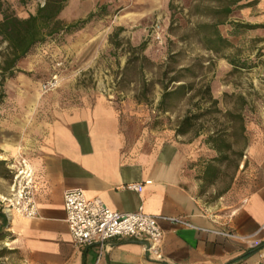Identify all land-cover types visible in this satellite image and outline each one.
I'll return each mask as SVG.
<instances>
[{"label": "crops", "instance_id": "0c3cea01", "mask_svg": "<svg viewBox=\"0 0 264 264\" xmlns=\"http://www.w3.org/2000/svg\"><path fill=\"white\" fill-rule=\"evenodd\" d=\"M5 1L19 9L18 0ZM117 2L126 0H67L58 17L73 23L105 8L104 3L112 8ZM32 3L29 12L15 15L36 14L39 6ZM258 10L251 22L261 25L264 0ZM81 47L76 45V50ZM82 57L78 58L81 62ZM31 92L21 89L20 95L32 96L31 104L20 100L16 105L21 119L16 116L14 123L0 120V193L10 192L8 162L19 151L25 152L40 187L39 216L7 215L0 206V264L96 263L99 248L76 246L69 231L63 195L73 189L84 190L89 198L100 197L117 212L143 207L161 217L163 259L151 257L143 241L116 239L104 251L100 264H264V139L250 148L240 164L239 172L248 175L239 191L230 189L210 198L201 178L206 167L199 149L180 138L165 140L129 124L118 106L104 96L62 105ZM28 111L31 120L25 121ZM146 181L140 192L125 188L128 183ZM167 217H186L200 229Z\"/></svg>", "mask_w": 264, "mask_h": 264}, {"label": "rangeland", "instance_id": "374dc122", "mask_svg": "<svg viewBox=\"0 0 264 264\" xmlns=\"http://www.w3.org/2000/svg\"><path fill=\"white\" fill-rule=\"evenodd\" d=\"M31 1L36 8L41 2L18 0V9L0 0V19L5 12H29ZM261 1L126 0L112 8L104 3L106 7L97 12L106 10V14L73 38L68 35L60 42L39 45L18 63L15 75L0 85V94H4L0 120L14 123L16 116L22 118L16 105L22 100L31 104L32 96L20 95L21 89L62 105L104 96L118 106L129 124L165 140L180 138L199 149L203 167L219 169L213 183H205L208 197L230 189L239 191L248 175L239 172L240 164L250 148L264 139V24L243 27L258 25L251 19L259 14ZM227 6L232 9L229 15L222 12ZM213 25L231 42L219 52L208 48ZM76 45L82 47L76 50ZM6 48L0 38V63ZM232 59L245 68L234 66ZM55 75L57 86L45 91L44 84ZM175 75L193 89L167 98L160 106L164 86L175 87L170 83ZM208 84L217 104L206 94ZM30 116L24 112L23 118L31 120ZM186 117H192V125L188 132L179 133ZM214 134L231 149L222 154L209 150L208 137Z\"/></svg>", "mask_w": 264, "mask_h": 264}, {"label": "built area", "instance_id": "2783aa9c", "mask_svg": "<svg viewBox=\"0 0 264 264\" xmlns=\"http://www.w3.org/2000/svg\"><path fill=\"white\" fill-rule=\"evenodd\" d=\"M46 0H41L44 6ZM58 76L44 84L45 91L54 89L58 84ZM12 176L10 192L0 193L1 209L7 214L13 213L33 219L39 216L37 196L40 187L35 168L25 152L19 151L8 162ZM144 183H128L125 188L140 192ZM66 221L74 244L78 247L96 245L99 257L95 264H100L101 257L107 247L116 239H135L145 243V249L151 257L163 259L161 243L164 231L159 216L147 213L143 207L138 211L121 213L110 209L100 197L89 198L84 190L73 189L63 195ZM173 223L187 228L200 229L186 217H167ZM227 237L246 239L227 231H215Z\"/></svg>", "mask_w": 264, "mask_h": 264}, {"label": "trees", "instance_id": "16d2710c", "mask_svg": "<svg viewBox=\"0 0 264 264\" xmlns=\"http://www.w3.org/2000/svg\"><path fill=\"white\" fill-rule=\"evenodd\" d=\"M67 0H46L44 6L39 5L36 14H30L27 18H20L15 14L8 12L3 13V19L0 20V38L7 43L5 59L0 63L1 80L0 85H4L7 78L13 77L17 69L18 63L26 58L39 45L48 42H60L66 36L74 34L84 29L95 18L106 14V10L100 12H92L86 18L79 19L73 23H66L59 19V14L65 6ZM248 3L245 6L254 4ZM1 11V5H0ZM222 12L226 15L232 13L230 6L224 7ZM262 25H243L246 28H255ZM205 27H209L205 25ZM213 38L207 39L208 48L215 52L221 51L223 48L231 45V42L225 38L217 28V25L212 26ZM122 30V28L120 29ZM234 66L245 68V64H238L235 59L230 61ZM186 70H190L187 68ZM175 87L169 90V85L164 86L163 98L160 106H163L166 99L177 94H188L193 88L192 84L183 83L179 75H175L170 80ZM206 94L212 100L213 104H217L218 100L213 99L211 93V86H206ZM4 94H0V102ZM167 111V109H165ZM183 127L180 128L179 133H186L192 125V117H186L183 121ZM208 143L219 153L222 154L224 150H230L231 145L225 143L218 135H210ZM217 158H224L223 156ZM210 169V170H208ZM209 171V173H208ZM219 169L214 166L206 167L205 174L202 176L206 184L213 183L218 176Z\"/></svg>", "mask_w": 264, "mask_h": 264}]
</instances>
